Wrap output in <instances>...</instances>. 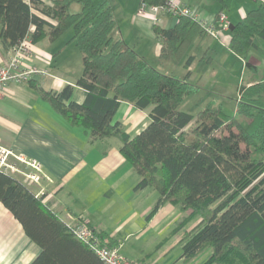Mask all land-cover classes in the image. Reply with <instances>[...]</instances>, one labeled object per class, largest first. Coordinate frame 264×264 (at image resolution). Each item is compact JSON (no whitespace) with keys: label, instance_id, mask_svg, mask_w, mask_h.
Listing matches in <instances>:
<instances>
[{"label":"trees","instance_id":"obj_1","mask_svg":"<svg viewBox=\"0 0 264 264\" xmlns=\"http://www.w3.org/2000/svg\"><path fill=\"white\" fill-rule=\"evenodd\" d=\"M212 1L218 4L219 27V14L233 0ZM254 1L240 19L230 22L228 44L235 52H264L256 42L264 41V0ZM74 2L80 5L76 12L70 11ZM115 25L109 0H0V39L7 48L26 36L32 44L45 36L53 41L72 28L70 40L82 61L75 82L59 90H46L33 77L25 83L71 125L84 127L91 140L120 139V153L139 175L135 188L150 186L158 192L146 218L166 202L179 208L181 216L171 234H185L182 258L207 252L202 264H264V68L257 78L239 85L235 114L224 113L214 102L189 113L179 106L197 88L186 76L159 71L114 38ZM153 31L161 43V60L182 57L194 39L200 42L208 34L185 15L170 28L154 24ZM193 59L191 53L184 61L187 76ZM245 65L253 73L258 70L251 61ZM75 86L86 91L81 103L72 97ZM122 100L139 109L150 107L149 123L132 137L113 120ZM0 203L40 249L30 264H102L42 195L1 170ZM196 218V225L187 230L186 224ZM99 233L103 244L112 246L107 235Z\"/></svg>","mask_w":264,"mask_h":264},{"label":"crops","instance_id":"obj_2","mask_svg":"<svg viewBox=\"0 0 264 264\" xmlns=\"http://www.w3.org/2000/svg\"><path fill=\"white\" fill-rule=\"evenodd\" d=\"M42 1L51 4L52 0ZM182 1L198 8L205 16L212 18L216 13V10L213 13L204 10L201 0ZM109 2L114 7L113 15L118 24L117 29L112 31L113 37L120 38L133 47L137 54L152 66L155 58L161 60L159 58L161 43L153 31V25L170 28L177 19L158 14L157 21H154L151 12L139 15L136 8L137 0ZM214 8L217 9L218 5ZM245 12L243 10L241 15L243 16ZM222 31L223 29H219L218 34L221 35ZM229 36L228 34L226 37L227 43ZM42 39L46 41L41 43L39 40L32 44L33 55L26 59L25 63L46 68L48 74L33 78L39 80L46 90H59L65 84L74 83L80 74L75 72L76 75L67 76L70 60L61 56L63 47L56 43V40L48 41L46 37ZM10 48L5 47L0 39V63L8 59ZM162 72L179 76L173 72ZM186 73L184 76L188 81L191 72L188 76ZM85 96L86 91L83 88L74 87L72 97L76 102L81 103ZM47 104L50 103L26 83H10L0 96L2 144L41 163L43 172L41 181L38 184L27 185L36 194L42 195L43 201L68 224L73 225L83 220L106 234L108 241L119 249L123 246L125 250L129 249L125 245L130 238L141 241L152 233H156L159 238L164 234L163 230L166 231L154 253L139 248L133 254V247L130 248L131 254H125L120 250L129 260L141 264H200L193 260L196 257L189 260L182 258V231L171 234L181 215L177 206L164 204L151 218H146L158 198V192L150 186L135 188L139 175L120 153V139L111 136L93 141L84 127L71 125ZM149 108L139 109L122 100L113 120L119 121L124 132L132 137L149 123ZM39 189H43V194L38 192ZM115 195L116 198L119 195L117 201L122 204L115 211L107 209L101 214H107L109 218H102L101 215L96 216L89 212V208L94 204L103 199L111 201ZM109 224L113 228H108ZM170 228L171 230L167 232ZM171 235L176 236V239L171 238L172 242L169 244ZM173 243L178 246L176 252L172 250ZM39 250L38 245L24 233L19 221L0 203V264H30ZM202 256V254L197 256L199 261H204L207 255L201 259Z\"/></svg>","mask_w":264,"mask_h":264},{"label":"rangeland","instance_id":"obj_3","mask_svg":"<svg viewBox=\"0 0 264 264\" xmlns=\"http://www.w3.org/2000/svg\"><path fill=\"white\" fill-rule=\"evenodd\" d=\"M210 1L211 2L207 0H201V6L204 10L213 13V11L216 10V8L213 9V7H216V5L218 4L216 3V1ZM255 4L256 1L254 0H233L230 7L226 9L224 13L227 19L231 23H234L240 18V16L242 17L241 14L243 10L247 11ZM138 6L139 0H137L136 8H138ZM75 10H80V5L76 2L72 3L70 6V11L76 12ZM200 13L201 16L206 17L207 20H212L213 18H215V15L211 18L205 16L202 12ZM117 27L118 24L116 23L114 29H117ZM228 34V29L223 30L221 32V35L218 34L217 37L207 34V36L201 39L200 42L199 39H194V41L187 48L185 53L186 57L188 54H194V59L191 63V66L189 67L191 75L188 79V82L194 85L197 89L194 93L184 98L179 106L181 110L195 114L206 103L214 102L215 105L221 106L223 112L228 115H233L237 112L239 101L238 87L241 83H246L252 78H257L259 76L260 72L264 68V52L259 48H251L247 52L243 53L235 52L228 46V43L226 42V37L228 36ZM71 37L72 28H68L55 39L56 43H60L59 45L63 47V49H61V56L66 58L68 57V60H70V69L67 73V76L80 74L82 69L80 50L74 40H70ZM46 39L50 41L48 37H46ZM44 41L46 40H43L42 38L40 39L41 43H43ZM256 42L260 45L261 48L264 49L263 40L257 38ZM60 46H58V48ZM189 51L190 53H188ZM185 55L180 58L172 56L170 60H158L157 58H155L153 60V66L158 68V70H161V72H173L183 77L186 73V69L184 68V61L186 58ZM59 60L63 64V61H61V59ZM25 61L26 60H24V64H26ZM246 61H251L256 64L258 69L256 73H253L248 67H246ZM75 72L79 73L75 74ZM47 103L49 102L47 101ZM117 198H119V195H117ZM117 198L115 195L113 199H111V201L103 199V201H99L98 203L90 207L89 212L94 213V215L96 216H99L107 209V211H115L122 204L117 201ZM165 204L167 205L172 203L166 202ZM100 217L109 218V215L103 214ZM197 221L198 220L196 218L188 222V224H186V229H192L196 225ZM108 228L113 227L111 224H109ZM171 228L168 229L167 232H169ZM163 232L164 234H166V231L163 230ZM181 234L180 235L182 237L185 236L183 231L181 232ZM163 235H161V237H163ZM161 237L157 238V234L152 233L150 236L141 241L130 238L129 240H127V244L125 245L129 249L125 250L126 248L123 246V248L119 250H121V252L125 254H131L130 252L132 251L130 250V248L133 247V254L139 248H142L145 252L149 251V253H154V250L162 240ZM169 238V244H171V238H174L175 240L176 236L171 235L169 236ZM172 245L174 246V248L172 249L173 252H176L178 246H175L174 243ZM202 255L203 256L201 257V259L207 255V252L203 253ZM198 257L193 260L196 263L199 262L200 264H202L203 261H199Z\"/></svg>","mask_w":264,"mask_h":264},{"label":"built area","instance_id":"obj_4","mask_svg":"<svg viewBox=\"0 0 264 264\" xmlns=\"http://www.w3.org/2000/svg\"><path fill=\"white\" fill-rule=\"evenodd\" d=\"M137 12L139 15L151 12L154 21H157L158 14H165L176 19L180 15H185L199 23L203 30L214 37L218 36L219 29L225 30L230 26L225 13L219 14V27L216 28L215 18L207 20L206 17L201 16L198 8L184 4L181 0H165L164 4L158 5H150L145 0H139ZM32 49V42L28 36L10 48L8 59L0 63V96L10 83H25L33 76L48 74L46 68L24 64V60L33 55ZM0 170L26 184H38L43 177L41 163L37 159L3 145L1 140ZM38 192L43 194V189H39ZM71 231L77 239L89 246L102 264H141L124 257L117 246L103 244L99 231L83 220L73 224Z\"/></svg>","mask_w":264,"mask_h":264}]
</instances>
